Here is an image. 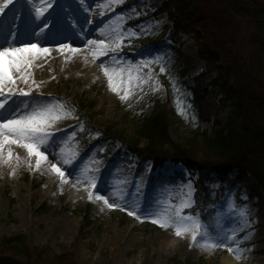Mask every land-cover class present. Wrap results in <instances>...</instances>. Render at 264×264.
<instances>
[{
    "label": "rangeland",
    "instance_id": "374dc122",
    "mask_svg": "<svg viewBox=\"0 0 264 264\" xmlns=\"http://www.w3.org/2000/svg\"><path fill=\"white\" fill-rule=\"evenodd\" d=\"M99 1L111 4L117 52L104 76L86 80L54 71L45 75L43 80H53L43 91L34 88L21 98L24 110L15 118L44 113L47 122L31 139L18 134V142L7 146L19 163L0 169V240L23 235L28 247L70 252L79 264H264V196L250 202L245 190L226 188L212 207L213 216L202 219L189 214L194 206L192 181L169 186L165 180L160 198L149 199L148 180L156 173L151 165L139 173L135 164L117 169L110 163L105 181H97L102 159H93L95 152L81 154L75 143L84 123L101 133L112 128L119 146L137 138L139 119L150 114L159 98L168 102V132L176 142L196 132L213 134L222 129L227 115L220 110L218 90L210 86L214 75L207 73L192 37L172 31V11L164 12L167 0ZM251 9L259 13L238 19L234 33L243 64L254 52L252 38L264 40V0H251ZM72 13L64 17L69 25ZM50 20L43 27L62 28L57 15ZM26 73L22 69L20 75ZM0 96V103L10 100L9 95ZM60 99L83 105L86 118L74 117ZM51 123L59 133L44 135ZM24 143L46 148L52 157L49 165H37ZM178 171L185 172L169 164L160 170L165 178ZM86 187L91 190L88 198L73 199L65 191ZM98 195L103 199H96ZM240 243L244 245L235 248Z\"/></svg>",
    "mask_w": 264,
    "mask_h": 264
},
{
    "label": "trees",
    "instance_id": "16d2710c",
    "mask_svg": "<svg viewBox=\"0 0 264 264\" xmlns=\"http://www.w3.org/2000/svg\"><path fill=\"white\" fill-rule=\"evenodd\" d=\"M164 7V12L172 11V31L192 37L207 73L214 75L210 86L218 90L220 110L227 113L222 129L211 135L196 132L176 142L168 132V102L159 98L150 114L139 119L137 138L116 146L119 136L112 128L101 133L86 122L75 143L81 154L95 152L93 159H102L97 181L105 179L110 163L125 169L134 162L139 173L151 165L156 171L148 180L151 200L165 192V180L169 186L192 181L194 206L189 214L203 219L213 216L212 207L220 203L226 188L245 190L250 202L264 196V40L252 38L254 52L243 64L234 35L238 19L253 17L259 10L251 9V0H167ZM58 102L74 117L86 118L83 105ZM167 164L185 172L165 178L160 170ZM0 264L79 263L70 252L28 247L24 236L16 235L0 240Z\"/></svg>",
    "mask_w": 264,
    "mask_h": 264
},
{
    "label": "bare ground",
    "instance_id": "6f19581e",
    "mask_svg": "<svg viewBox=\"0 0 264 264\" xmlns=\"http://www.w3.org/2000/svg\"><path fill=\"white\" fill-rule=\"evenodd\" d=\"M0 5H7L0 10V51L4 49L31 48L35 44L37 49H47V52L17 53L22 56V64L19 70L9 69L7 57L0 58V64L9 69L14 83L4 84L1 95H9L10 100L0 109V122H6V118L17 116L24 110L21 102L23 92L29 93L34 88L43 91L46 84L52 81L43 80L45 75L52 72H68L70 78L80 75L82 79L104 76L109 69L112 56L116 54L117 47L114 37L117 30L113 26L116 21L112 20L109 13V2L101 3L99 0H0ZM71 7V8H70ZM37 9L41 10L37 15ZM79 11V12H78ZM69 12L77 15L69 25L64 17H69ZM53 13V14H52ZM53 15H57L63 21L62 28L52 26L43 27L47 22L51 23ZM62 24V22H61ZM11 35V36H10ZM88 41L95 43L89 44ZM58 42L62 43L58 45ZM74 49V51H73ZM22 69L26 75H20ZM61 71V72H59ZM81 73V74H80ZM83 73V74H82ZM34 89V90H35ZM2 97V96H0ZM53 123L45 126L44 135L51 131L59 133V127L54 128ZM0 169L12 167V163H19L14 152L7 148L9 143L3 142L4 136L14 140L19 133H11L8 130H0ZM25 151H27L25 149ZM47 156L42 164L49 165ZM46 167V166H43ZM71 198L82 195L88 198L91 190H69ZM244 244H236L240 248Z\"/></svg>",
    "mask_w": 264,
    "mask_h": 264
},
{
    "label": "snow or ice",
    "instance_id": "6c2138e0",
    "mask_svg": "<svg viewBox=\"0 0 264 264\" xmlns=\"http://www.w3.org/2000/svg\"><path fill=\"white\" fill-rule=\"evenodd\" d=\"M7 5H0V10L3 9V7H6ZM41 10L37 9V15H40ZM89 44L95 43L94 41H88ZM32 49H36L37 52H47V49H37L36 45L33 44L31 45V48H23V49H4L0 51V58L7 57L9 60V69H15L19 70L22 64V56H17V53H25V52H30ZM74 51V49H73ZM9 69H5L2 64H0V90H2V87L4 84H12L14 83L12 76L10 75ZM161 71L163 72L164 69L162 68ZM111 86V84H110ZM23 96H27L28 93L26 92H21L20 93ZM126 98V97H122ZM4 104L0 103V109L4 108ZM47 122V116L44 113H41L39 117L36 115H30L27 117H20L19 119L15 118L13 116L12 118H6V122H0V130H8L11 133H19L22 137L31 139L33 136H35L36 133H39L42 131V125H44ZM3 135V132L0 131V136ZM54 133L50 134V137H54ZM3 142L5 143H17V140H9L7 136H4ZM44 141L40 140V144H43ZM24 148L27 149L28 153L30 155H34L37 157L36 163L39 165L41 161H46L47 160V149L45 148L44 150H40L35 143H24L22 145ZM65 163H68L65 161ZM52 170L58 174L60 177H65V172L61 170V168L56 167L53 165ZM95 185H93L94 187ZM96 199L100 200L103 199L102 196H97ZM105 203H108L105 200ZM110 207H113V205H109ZM129 215H133L131 211L128 212ZM152 223H158L156 220H152ZM163 227L164 225H160ZM196 227L198 228L199 225L197 224ZM176 235L179 236L181 235V230L177 228L176 230ZM195 239V236H194Z\"/></svg>",
    "mask_w": 264,
    "mask_h": 264
}]
</instances>
